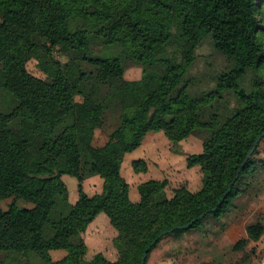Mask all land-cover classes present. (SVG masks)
<instances>
[{
	"label": "trees",
	"instance_id": "1",
	"mask_svg": "<svg viewBox=\"0 0 264 264\" xmlns=\"http://www.w3.org/2000/svg\"><path fill=\"white\" fill-rule=\"evenodd\" d=\"M209 36L228 65L214 90L193 96L185 75ZM97 43L122 49L115 57L94 55ZM56 51L80 53L86 66L75 71ZM31 59L46 78L29 72ZM127 61L143 67L140 79L125 78ZM0 68V201L12 199L10 212L0 213V264H141L158 238L147 264L167 236L228 216L264 168L261 142L235 180L264 131V23L257 0H0ZM226 92L234 93L235 104ZM108 113L118 123L95 146ZM151 131H163L173 146L193 134L203 139V151L188 157L189 167H201L199 190L184 184L169 197L168 179H150L139 185L140 200H131L124 157ZM133 167L148 169L143 159ZM64 174L79 182L75 204ZM94 175L104 187L89 196L82 183ZM234 180L217 210L191 229L178 228L214 208ZM21 199L33 206H20ZM101 212L118 232L119 257L111 261L98 252L86 261L83 233ZM53 215L60 218L48 237L44 228ZM263 235L264 218L247 226L234 246L243 251L236 264H250L246 247ZM57 249L67 256L54 261L50 252Z\"/></svg>",
	"mask_w": 264,
	"mask_h": 264
},
{
	"label": "rangeland",
	"instance_id": "2",
	"mask_svg": "<svg viewBox=\"0 0 264 264\" xmlns=\"http://www.w3.org/2000/svg\"><path fill=\"white\" fill-rule=\"evenodd\" d=\"M258 6H259V10H260V19L261 21H263L264 23V0H257ZM121 47L119 45H111V46H104L102 44L97 43L96 45L93 46V53L94 55H99V56H104V57H115L118 56L121 52ZM56 55L58 56V58L65 62L70 68H72L75 71H79L80 69H83L86 65L82 59V56L80 53H73V54H69V55H65L60 53L59 51H56ZM227 58L219 53H217V51L215 50L213 43H212V39L211 37H207L204 42L199 46V48L197 49L196 52V59L194 61V63L188 68L185 78L187 80H189V90L191 92V94L193 96H199L201 94H204L206 92L212 91L215 89L216 84H217V76L219 75L220 72H222L228 65L227 63ZM27 69L29 70V72L39 78H46V75L40 70V68L38 67V62L36 59H31L30 61H28L27 63ZM142 72H143V67L137 63H133L130 61L126 62V71H125V78L127 80H137L140 79L142 76ZM4 81V72L2 70V68H0V86L3 84ZM229 102L231 104H235L236 102V96L234 95V93H225ZM77 103L81 104L83 102L82 97L77 96L76 98ZM118 123V115L114 114V113H108L106 118H105V124L103 127L97 129L96 134H95V138L93 141V144L95 146H102L103 143H105L108 138H109V133L111 130H113L116 125ZM155 136L154 139H152L150 142L157 145L160 142L164 141L162 135H164L163 132H157V131H151L148 132L145 138V141L152 136ZM160 135V136H158ZM197 135L193 134L191 135L188 139L186 140H190L192 137H195L193 142L188 143L191 146V151L189 147H184L181 146L180 144L178 146H173V145H166V150L168 149L170 156L173 155H180L182 156V158H185V156L189 157L192 153H197L198 151H200L201 146H202V138L200 136L196 137ZM165 137V135H164ZM165 139L168 141V139L165 137ZM202 139V140H201ZM185 140V141H186ZM144 141V143H145ZM169 142V141H168ZM144 143L141 147H139L137 150H135L134 152H132V154L130 152H128L125 155V160L123 162L122 165V176L126 179V181L130 184L131 186V198L133 199L134 194H133V188H132V184H131V180L128 177L127 174H131V173H138L136 171L133 170L132 165L130 167H127V174L125 173V167L127 164H132L133 160L136 159H140V158H144L145 154H146V149L144 148ZM165 149V147H164ZM167 154V152H166ZM155 156H156V151H155ZM258 158H264V139L261 143L260 146V154H258L257 156ZM156 159V157H155ZM172 161V160H171ZM61 166L62 168L65 167V159L62 158L61 159ZM188 168V167H187ZM194 168H198L200 169V166H196ZM194 168H188L189 170H187V174L189 177H192V171L194 170ZM158 169H160V164H154L152 165V173L153 171L155 173L158 172ZM164 171H171L170 168L166 167L164 169ZM145 172V171H144ZM179 170H176L174 168L173 170V174H167L170 177H173L174 179H176L177 181H170V185L167 188V193L169 197L173 196L172 190H174L173 188L176 186H181L183 183L180 182V176H179ZM154 174V173H153ZM65 176L63 177V180L66 182L69 190H70V199L69 202L71 204H74L75 202V196H78V180L76 177L68 175V174H64ZM138 177H145L147 176V174L145 173H139L137 174ZM194 177L192 178V189L196 190L199 188L200 182H201V187H202V181H200V177L201 174L200 172H195ZM94 177H99V176H94ZM102 179V178H101ZM103 180V179H102ZM146 181V180H145ZM98 191H96L95 193H97ZM89 195H93L95 193H91V191H88ZM22 204H18L22 207H26V205H28L29 207L32 206L31 202H28L26 200L22 201ZM12 203V199H9L7 202L6 201H0V213H9L10 212V205ZM228 215V214H227ZM237 216V212L236 210H232L231 212H229L228 216H223V218L221 217L220 219L216 220L214 218H209L206 220V222L204 223V226H199L197 227L198 230L201 235H208L209 239L210 238H215L217 237V234L219 233V231L223 230L224 227L221 226V223L227 220H230L232 217ZM59 216L58 215H53L51 216L50 222H48L45 225L44 228V232L48 237H53L55 234V230L52 227V224L55 223L56 221L59 220ZM108 221L109 226L115 231V229L112 227L108 216L105 213H99L96 218L93 220V222L91 223V226H95L96 230H97V237L100 236L104 229H103V225L102 224V219H105ZM207 229L206 231H203L202 228ZM89 229V228H88ZM225 229V228H224ZM100 231V232H99ZM194 231V230H193ZM197 231L191 232L189 234H182V236L175 238L172 235L167 236L164 239H168L165 240V244H170V241H172V239H205L206 237L203 236L200 238V234ZM206 232V233H205ZM243 235H239L238 239L242 238ZM83 238H85V240L87 241V236L86 233L83 234ZM207 239V238H206ZM91 242L96 241L98 244H101V239L100 241H97V239H90ZM111 239H105L102 244L101 247H106L108 248L111 245ZM94 248L92 245H90L88 243V250L84 256V259L86 261L90 260L91 257L94 254ZM62 253H64L65 255L67 254L66 250H61ZM246 252L249 255V262L250 264H261L262 262H264V235L263 237L258 241V243L254 242L249 244L246 247ZM0 254H4L3 252H0ZM240 255H242V252L240 253Z\"/></svg>",
	"mask_w": 264,
	"mask_h": 264
},
{
	"label": "crops",
	"instance_id": "3",
	"mask_svg": "<svg viewBox=\"0 0 264 264\" xmlns=\"http://www.w3.org/2000/svg\"><path fill=\"white\" fill-rule=\"evenodd\" d=\"M158 132H163V131H158ZM164 135L168 139L169 142L165 139ZM164 135H162V137L164 138L163 139L164 141L160 142L157 145L150 142L152 139L155 138L154 135L152 137H149L146 141H145V138H146L145 136L143 140V143L145 141L144 148L146 149L145 150L146 154L144 158L142 157L140 159H143L146 161L148 169L145 172H138L137 174L145 173L147 174V176L138 177L136 173L127 174V169H128L127 167H130L132 165V168L134 170L133 162L135 160H133L132 164L129 163L125 167V173L128 175V177L131 180L133 194H134V197L132 199L131 198L132 196L131 186L129 184L130 198L134 202H138L140 200L141 197H140L138 188L141 183L145 182V180L148 181L150 179H156V180L168 179L169 181L170 179L171 181L173 180L176 182L177 181L176 179L167 175V174H170V175L173 174L174 168L180 171L179 176H180V182L183 183L182 185L184 184L187 185V187L191 191L195 192L201 188V182H200L198 189L196 190L192 189V178L194 177L193 175L195 172H200L202 176L200 177V181H202V185H203V173H202L201 167L200 169L194 168L199 165L189 167L187 156H185V158H182V156L180 155L170 156L168 149L166 150V145L170 146L172 145V143L165 133ZM189 137H187L186 139H188ZM194 138L195 137H192L190 140L184 139L180 142V145L184 147H189L190 148L189 152H192L191 146L188 143L193 142L194 140L192 139ZM105 143H103L102 145H104ZM143 143L141 144V146L143 145ZM155 151H156V156H155ZM202 151H203V143H202L200 151H198L197 153L196 152L192 153V154H199ZM132 152L130 153L132 154ZM124 160H125V157H124ZM158 163L160 164V169H158L157 173L153 171L154 173L153 174L152 165L158 164ZM166 167L170 168L171 171L165 172L164 169ZM187 167L194 168V170L192 171V177L188 176L187 170L189 169ZM121 171H122V168H121ZM64 176L65 175L62 176V179ZM94 176H99V177H94ZM94 176H91L85 179L82 183L83 189L88 195H89L88 191H91V193H95L96 191H98L95 194L101 193L103 191L104 179L100 175H94ZM169 185H170V181H169ZM78 186H79V182H78ZM177 187L179 186H176L173 189ZM172 193H173V190H172ZM69 199H70V190H69ZM78 199H79V190H78V196H75L74 204L78 201ZM8 200L9 199L2 200V201L7 202ZM22 201H23L22 199L19 200V204H22L23 203ZM235 203L237 204L235 208L237 212V216L232 217L228 221V223L224 226L225 229L223 228V230L219 231V233L217 234V237L209 239L208 235L207 236L203 234L201 235V233L198 231L200 229L197 228L198 230L191 229L190 231L186 232L185 235L191 232L197 231L200 234V238L205 236L207 239L206 238L205 239H172V241H170V244L168 245L165 244V240H168V239H163L149 254L147 264H236V262L242 256L240 255V253L242 252L243 254V251H238V250H235L234 248L235 244L239 241L238 239L239 235L241 234L244 235L246 233V228L248 225L256 223L257 221L262 220L264 218V168H261L257 171L255 178H254L253 185L249 188L248 191L240 193L236 197ZM26 207L31 208L28 205H26ZM102 220H103L102 224L103 225L105 224V225L103 226L104 231L100 236L97 237L98 232L95 226L90 227L93 221L89 224L88 226L89 229L87 228V230L84 232L86 233V236H87V241L85 240L87 244V250H88V243H89L94 248L93 256L98 252H102L106 256L107 259L111 261H115L118 259L119 253H118L117 248L114 246L113 239L117 236L118 232L113 227L112 224L111 225L115 229V231L109 226V223L106 220V218ZM109 221H110V218H109ZM202 229L203 231L205 230V228H202ZM108 238L111 239L112 244L108 248L101 247L102 242ZM90 239H97V241H100L101 239L102 242L101 244H98L96 241L91 242ZM251 243H254V242H251ZM256 243H258V241H256ZM61 250H64V249L51 250L50 254L54 261H59L67 256V254L65 255L64 253L61 252ZM93 256L91 257V259L93 258ZM261 264H264V262H262Z\"/></svg>",
	"mask_w": 264,
	"mask_h": 264
},
{
	"label": "water",
	"instance_id": "4",
	"mask_svg": "<svg viewBox=\"0 0 264 264\" xmlns=\"http://www.w3.org/2000/svg\"><path fill=\"white\" fill-rule=\"evenodd\" d=\"M263 139H264V131H263V132L257 137V139H256V141H255V143H254V146L249 150L248 155H247L245 161L243 162L241 168L239 169V173H238V175L236 176L235 180L239 177L240 172H241L242 169L246 166V164L248 163V161H249L250 158L252 157L253 152L255 151V149L257 148V146L263 141ZM235 180L231 182L230 186L228 187V190H227L226 193L222 196V198L220 199V201L218 202V204H217L214 208H212V209H211L210 211H208V212L203 213V214L200 215L197 219H194L192 222L187 223V224L184 225V226H179L178 228L191 229V228L193 227V225H194L197 221L202 220V219H203V218H204L209 212H214L215 210H217V208L220 207V206L222 205L223 201H224L226 198H228V196L230 195V192H231V190H232V187H233V184H234ZM170 232H171L170 230H167V231H165L162 235H167V234H169ZM162 235H161V236H162ZM157 241H158V238L155 239V240H153V242L151 243V245L146 249V251L144 252V255H143V259H142L141 264H145V263H146V258H147V256H148L149 248H150L153 244L157 243Z\"/></svg>",
	"mask_w": 264,
	"mask_h": 264
}]
</instances>
